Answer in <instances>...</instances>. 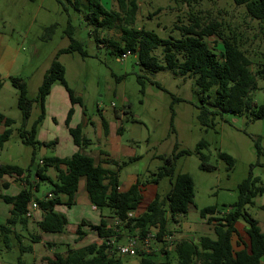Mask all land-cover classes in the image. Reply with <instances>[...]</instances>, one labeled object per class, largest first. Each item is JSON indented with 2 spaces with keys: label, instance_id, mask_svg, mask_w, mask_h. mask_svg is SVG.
I'll return each mask as SVG.
<instances>
[{
  "label": "rangeland",
  "instance_id": "obj_1",
  "mask_svg": "<svg viewBox=\"0 0 264 264\" xmlns=\"http://www.w3.org/2000/svg\"><path fill=\"white\" fill-rule=\"evenodd\" d=\"M136 1L138 9L135 20L129 23V27L152 30L161 37H178L180 32L176 26L193 21H199L202 25L216 22L219 31L234 37L244 50L251 61L252 71L264 63V20L250 17L244 5H238L233 0ZM105 2L111 9L122 13L115 0ZM84 15L83 6L74 9L71 3L62 5L56 0H0V112L14 119L12 133L0 149V163H16L27 167L33 148L32 145L22 143L17 136L22 116L17 106L18 91L9 76L20 77L27 85L28 97L36 96L45 69L56 52L69 44L65 29L70 22L72 35L81 40L86 55H81L78 51L63 52L57 59L65 67L67 86L83 100L82 109L77 103L73 105L74 122H77L75 125L81 123L82 133L88 135H85L87 138L90 137L95 143L100 141L103 148L110 150L116 162L112 167L117 170L122 190L139 179L141 198L136 214L145 210L156 193L164 196L170 188L168 176L158 182L150 181L165 164V158L168 155L174 157L180 149L190 151L175 158L174 173L187 172L192 177L193 203L184 214L177 216L176 221L168 218L169 233L166 236L172 239L156 240L152 244L155 252H159L167 244L169 252L164 261L175 264L177 256L172 248L177 240L188 238L197 241L202 235L214 236L213 225L216 221L208 222L201 217L199 211L202 207L215 205L221 212L227 211L238 200V185L247 177L257 178L254 186L264 188V117L253 118L250 111L240 114L223 112L215 115L213 125H203L198 117L203 94L193 77L174 73L168 68H163L154 75L147 73L138 64L136 53L121 57L105 41L109 39L121 43L124 23L117 20L112 28L89 29ZM206 41L219 54L221 46L218 37L213 34ZM154 54L162 62L160 47L154 50ZM138 76H142L143 84ZM257 80L261 86V79ZM54 84L59 86L52 89L50 95V100H55V104L51 103L50 107L48 103L45 107L44 116L36 128V139L40 141L39 136H57L61 148L68 126L61 121L63 109L60 105L61 101L65 105L64 98L67 99V96L61 83ZM204 95L205 104L210 107L214 87ZM252 98L256 104L262 103L263 90L257 88L252 91ZM171 109L174 112L172 121ZM40 110L39 101H33L26 121L27 128ZM102 119L108 124L107 133L104 132ZM2 129L3 126H0V131ZM106 139L110 142L105 143ZM200 140L205 145L198 146ZM255 142L260 147L259 152ZM95 148L96 146H91V149ZM46 151L44 146H36L35 160ZM219 152H226L233 157L231 168H228V163L219 156ZM93 154L96 155V152ZM202 154L214 166L213 169L199 167ZM34 169V165H30L29 180L32 183L36 176ZM52 171L53 168L48 167L45 173L51 176ZM4 177L6 179L0 180L9 181L10 178L11 182H17L9 176ZM37 183L38 188L33 189V195L40 198L46 195L51 183L46 180H37ZM1 188H4L2 183ZM82 197V191H79V201ZM252 200V204L244 206L245 211L257 219L264 230V190ZM76 210L75 208L72 212ZM220 214L223 213L218 215ZM243 225L246 226V222L242 218L238 219L237 229L241 230ZM14 232L18 235L9 231L4 238L0 231V264H17L19 258L23 264H30L33 259L38 264H49L41 255L43 252L54 256L51 250L54 243V251L65 249V245L58 243L59 241H51L46 248L42 243H31V235H35L33 225L25 230L18 223ZM44 238L56 240L58 235L45 233ZM83 238L84 244L94 242L91 236ZM20 240L23 245L32 244L34 252H21ZM76 243L78 242L70 241L72 245ZM153 257L157 261L163 260L157 255ZM138 259L136 255L121 256L122 264H135Z\"/></svg>",
  "mask_w": 264,
  "mask_h": 264
},
{
  "label": "trees",
  "instance_id": "obj_2",
  "mask_svg": "<svg viewBox=\"0 0 264 264\" xmlns=\"http://www.w3.org/2000/svg\"><path fill=\"white\" fill-rule=\"evenodd\" d=\"M65 5L71 3L74 9L85 8L84 19L87 21L89 29L112 28L119 20L124 23L122 26V42L118 43L106 39L118 53H136L138 64L144 71L154 75L163 68H168L174 73L187 75L194 78L202 96V104L199 107L198 117L203 125H213L215 115L223 112L240 114L242 112H252L253 118L264 117V63H261L255 71L250 68V59L244 50L238 45L235 38L224 35L218 29L216 22L200 24L193 21L187 25L176 26L180 32L178 37H161L157 33L148 29H135L129 27V23L135 20L138 4L136 0H115L119 10L111 9L105 0H56ZM238 5H244L247 14L255 19L264 20V0H233ZM69 37V44L60 48L52 59L48 68L45 69L42 81L38 87L36 96L28 97L27 85L20 77L10 75L12 84L17 88V106L21 111V126L18 128L20 141L27 145H32L30 163L27 167L18 164L0 163V178L4 176H16L23 179L26 186L22 187L16 194L10 195L0 193V198L11 204L9 216L4 223H0V231L5 238L7 232L17 222L25 223V212L33 200L37 202L38 208L42 211V217L37 221L39 231L48 233H64L68 224L67 217L55 206L61 203V196H66L65 203L70 205L75 202V195L78 190V183L81 177L85 179V190L90 202L97 208H107L112 217L120 221V226L125 234L144 235L151 229H155L157 240H163L167 231L168 218L176 221L177 216L184 214L189 205L193 203L194 182L187 172L174 173L175 158L182 154L190 153L187 149H180L173 157L168 155L165 164L150 179L151 182H158L161 178H170V188L164 196L156 193L147 204L145 210L135 213L141 198V183L137 178L126 190L119 188L117 170L113 167L104 166L108 162L111 166L116 163L114 159L96 160L92 155L84 152V147L90 144V139L82 133V124L70 126L69 121L73 114V105L83 106L81 96L75 95L69 88L65 80V67L57 59L63 52L78 51L81 55H86L81 40L72 35V25L70 22L65 29ZM216 35L221 48L219 54L215 48H211L206 41L210 35ZM160 47L162 51V62L154 54V50ZM1 75V74H0ZM261 79L262 85H258ZM138 80L143 84L142 76ZM59 82L63 85L70 107L65 117V125L73 143L78 149L70 156H44L35 160V147L41 144L55 143V139L49 142H40L36 139V128L44 116L45 99L50 92L52 85ZM153 82V80L151 81ZM214 87V95L210 107L205 104L204 93ZM257 88L263 90V102L256 104L252 98V91ZM208 97V95H207ZM39 101L40 113L32 121L29 128L26 121L30 115L33 101ZM174 115L171 109V121ZM104 132H108V124L101 120ZM12 123L14 119L0 112V149L12 133ZM174 131L173 124L171 123ZM119 129L120 126H119ZM205 145L200 140L198 146ZM258 152L260 147L255 142ZM219 156L226 160L228 168L233 165V157L226 152H219ZM30 165L35 167V175L40 180L49 179L45 171L52 167L56 171V180L51 181V197L47 194L43 197L33 195V184L29 180ZM201 169L211 170L214 168L205 155L200 156ZM257 178L247 177L239 185L238 200L230 205L229 209L221 212L215 205H207L200 209V216L208 222L216 221L213 225L214 237L202 235L197 241L188 238L177 240L173 246L177 256L175 264H259L264 259V232L261 230L257 219L245 211L244 206L252 204V198L262 193V186H254ZM8 183L4 181L2 186L6 188ZM264 207V206H262ZM133 211L132 216L128 213ZM219 213H223L218 215ZM242 218L246 222L245 233L247 242L239 249L234 248L233 237L236 235L240 239L236 222ZM86 220L82 219L75 228L76 241L81 239L86 232L81 228ZM102 241L86 243L78 247H67L66 255L58 253L55 258H47L56 264H122L121 255H118L114 248L107 244L114 231L105 227L103 218L98 224H88ZM33 241L41 239L40 234L31 236ZM120 237L116 238L119 241ZM45 245L51 244L44 242ZM54 245V244H53ZM22 248V247H21ZM169 246L163 245L159 252L152 250L149 253L137 254L138 262L135 264H170L166 260ZM159 256L163 260L157 261L153 256ZM199 260V262H197ZM17 264H23L18 260Z\"/></svg>",
  "mask_w": 264,
  "mask_h": 264
},
{
  "label": "crops",
  "instance_id": "obj_3",
  "mask_svg": "<svg viewBox=\"0 0 264 264\" xmlns=\"http://www.w3.org/2000/svg\"><path fill=\"white\" fill-rule=\"evenodd\" d=\"M58 87L59 86L57 84H53L52 85V87L50 89V92H49V94L47 95V97L45 99V107H47L48 103H49L50 107H51V103L55 104V100H52V101L50 100V95H51L52 89L58 88ZM58 91H60V90H58ZM65 93H66V91H65ZM66 96H67V94H66ZM64 103H65V105L63 106V101H61V105H60L61 108L63 109V112H62V115H61V121H62L63 124H64V120H65L67 111H68V109L70 107V101L68 99V96H67V99L64 98ZM80 108L82 109L81 106H80ZM74 116H75V108L73 107V114H72V117H71V119L69 121V125L70 126H74L77 123V122H74ZM85 125H86V123L84 122L83 126H85ZM39 128H41V125H40ZM66 130L67 131L64 130L65 133H66V138H65V141H64V145L61 148H59V142L60 141H59L57 136H51L49 138L44 136V137L40 138V136L38 137V134H37L38 139L40 141H43V142H49V141L54 140V139L56 140L55 143H47V144L38 145V148L40 146H44L45 148H47L46 153H43L42 156H40V157L53 156V155L58 156V157H66V156H70L73 152H75L78 149V147L73 143L72 138H71L67 128H66ZM38 132H39V130H38ZM83 134L86 135L85 133H83ZM86 136L88 137V135H86ZM107 142H110V141H107V139H106L105 143H107ZM93 145L96 146L95 149H91V146H93ZM109 146L111 147V145H109ZM52 147H53V149H52ZM83 150H84V152L92 155L96 160L114 159L112 154L110 153L109 149L103 148L101 146V142L100 141H96V143H95L94 141L91 140V138H90V144ZM90 151L92 152V154H91ZM94 151L96 152V155L93 154ZM40 157H38V160H39ZM10 164H16V163H10ZM103 165L112 167L108 162H104ZM52 172H53V174L51 176H48L46 174L49 179H45V180L48 181L49 183H51V181H55L56 180V171H55L54 168H53ZM4 178L5 177H1L0 179H4ZM11 178L12 179H16L17 182H11L10 178H9V181H6L8 183L7 187L6 188H1L0 189V193H6V194L14 195L22 187L26 186V183H24L23 179H19L18 177L15 178V176H12ZM33 179H34L33 189H37L38 188V184H39V183H37V180H40V179L37 176H35V178H33ZM4 181L5 180H0V184L3 183ZM119 188L121 189L120 185H119ZM49 190L47 191V193H49ZM79 191H82V195H83L81 201H79V199H78ZM74 200H75L74 203L68 205V204L65 203L66 196L62 195L61 196V203H59V204H57L55 206V209L58 210V211H61L62 213H64L66 215V217H67V220H68V224L66 225V231L64 233H53V234H57L58 235V238L56 240H54V239H46L45 240V238H44L45 237V233H48V232H43V231H39L38 230L37 221L40 220L41 217H42V211L39 208H37L34 211L33 216L26 218L25 223H21V222H17L16 223V224L19 223L21 226H23V229H25V230L28 228L29 225H33V229H34L35 234H40L41 239L38 240V241H33L32 238H30L31 239L30 240L31 243H36V242L42 243L45 248L47 247V245H45L44 242H51V241H53V242L55 241L56 242V241H59L58 243H61V244L65 245V249H63L62 251H54L55 248H56V245H55L56 243H54V245H52V248H51L54 256H50V254H48V252H43L41 254V255L44 256L45 260H47L46 257L54 259L55 258V254L58 253V252H59L58 253L59 255L65 256L66 255V249H67L68 246L69 247H78V246L84 245V238L82 237L81 239H78L76 241L77 235L74 232L77 224L80 223L82 219L86 220V223L81 226V228L86 232L84 237L91 236L93 238V241L96 242L97 244H99L102 241V238L98 237L96 232L94 230H92L88 224L89 223L98 224L100 219L103 218V220L105 222V227L104 228H107V227L110 228L111 225H112L114 217H112V215L109 213L108 209L104 208V209L100 210L99 208H97L96 206H94L90 202L88 194H87V192L85 190V179H84V177H81V179L79 180L78 190L76 192ZM10 208H11V204L5 203L0 198V223H4L5 222L6 218L9 216ZM75 208L77 209L76 212H72ZM16 224L12 226L11 232H13V233H15L14 230H15ZM241 228H242L241 230H238L240 239L238 240L236 235L233 237V244H234V248L235 249L241 248L243 246V242H247V240H248V237H247V235L245 233V226L243 225ZM261 230L264 232L263 229H261ZM16 235H18V234H16ZM65 236H67V237H65ZM14 237L17 238L16 236H14ZM71 240L72 241H76L78 243H76V245H72V244H70ZM98 241H100V242H98ZM123 241H124V237H120L119 242H123ZM20 244H21L20 247H22L21 248V252H24V251L34 252V248H33L32 244L23 245L21 243V240H20ZM60 252H64V253H60ZM35 261H37V260L33 259L30 262V264H38ZM28 263H26V264H28ZM48 263L49 264H56V263H53L51 261H48ZM40 264H44V263H40ZM259 264H264V259H261Z\"/></svg>",
  "mask_w": 264,
  "mask_h": 264
},
{
  "label": "built area",
  "instance_id": "obj_4",
  "mask_svg": "<svg viewBox=\"0 0 264 264\" xmlns=\"http://www.w3.org/2000/svg\"><path fill=\"white\" fill-rule=\"evenodd\" d=\"M129 52L121 53V57H125ZM48 197H51L50 193H47ZM38 208L36 201L30 202L26 212V217H31L34 214V211ZM133 211L128 213V216H132ZM120 221L114 217L111 228L114 231L113 235L110 237L107 244L111 245L118 255H137L142 253H149L152 251V244L156 241L155 229H151L146 232L144 235H128L125 234L121 226L119 225ZM118 237H124L123 242L116 240ZM165 241L172 239L170 236L164 235L163 238Z\"/></svg>",
  "mask_w": 264,
  "mask_h": 264
}]
</instances>
